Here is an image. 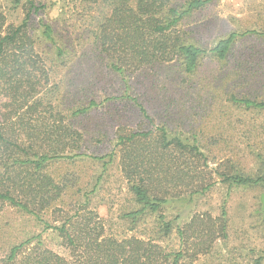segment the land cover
<instances>
[{
    "label": "trees",
    "instance_id": "trees-1",
    "mask_svg": "<svg viewBox=\"0 0 264 264\" xmlns=\"http://www.w3.org/2000/svg\"><path fill=\"white\" fill-rule=\"evenodd\" d=\"M209 1L79 0L88 18L86 30L93 50L124 79L126 89L120 98L131 101L146 120L134 130L120 125L113 149L103 155L80 152L85 140L76 122L97 101H69L51 79L55 68L75 56L65 51L63 39L57 44L60 39L52 22L39 19L42 30L35 33L32 19L46 5L35 0L0 1V208L8 205L43 223L19 239H12L9 227L0 225V264H197L200 255L212 250L216 238L226 237L225 209L216 217L201 213L179 224L180 214L169 217L168 208L175 202L187 207L193 196L214 184L215 175L221 177L228 194L234 187L264 189V159L254 175L233 165L213 171L196 132L184 135L178 124L166 120L168 106L175 100L165 102L164 121L156 124L142 102L128 93L125 81L134 71L153 65L172 63L189 75L197 72L204 57L225 60L238 33L230 32L205 48L181 28L185 18ZM2 5L22 16L7 21L10 15ZM42 44L54 48L52 55L41 49ZM190 86L195 90V85ZM230 100L245 109L264 108V101L249 97L231 95ZM145 123L150 127L144 128ZM81 156L101 164L103 170L117 158L135 203L122 218L133 228L144 217H153L155 233L162 236L175 228L177 249L167 250L151 238L109 233L87 192L80 193L79 188L77 196L66 199L76 186L75 176L58 172L55 165L64 166ZM259 209L264 223V196ZM45 233L57 239L61 252L44 244Z\"/></svg>",
    "mask_w": 264,
    "mask_h": 264
},
{
    "label": "rangeland",
    "instance_id": "rangeland-1",
    "mask_svg": "<svg viewBox=\"0 0 264 264\" xmlns=\"http://www.w3.org/2000/svg\"><path fill=\"white\" fill-rule=\"evenodd\" d=\"M35 2L46 5L43 13L32 19L35 33L39 35L42 30L39 19L52 22L60 39L57 44H62L63 39L67 43L65 51L75 56L55 68L56 75L59 69L61 72L51 79L59 84L69 101L75 98L87 103L94 99L98 103L76 121L85 140L80 152L108 153L114 147L115 132L120 125L134 130L146 120L131 101L120 98L126 89L124 79L112 72L105 59L93 50L86 30L90 28L88 18L79 0ZM2 7L10 15L7 21L16 17L19 20L22 16L20 11L7 12ZM181 28L205 48L230 32L239 35L225 60L204 57L197 72L189 75L181 73L172 63L136 70L125 77L127 91L142 102L156 124L164 121L165 102L175 100L168 106L166 120L173 126L178 124L184 135L190 130L196 132L213 171H225L227 165H233L245 174L254 175L264 159V108L238 107L230 96L264 101V0H210L185 18ZM39 46L52 55L54 48ZM113 96L116 98L107 100ZM147 126L150 127L145 123L144 128ZM55 166L58 172L75 176L76 186L66 199L77 196L78 188L80 193L87 192L90 205L109 233L151 238L167 250L177 249L179 240L175 228L170 235L162 236L155 233L157 223L153 217H144L133 228L122 218V213L135 203L119 171L117 158L105 170L101 164L82 156L64 166ZM263 196L264 189L260 186L234 187L228 194L221 177L215 175L214 184L204 194L193 196L187 207H180L183 202L171 203L167 214L174 218L179 213L180 224L189 221L192 215L207 213L216 217L225 209L226 237L216 238L212 250L200 255L197 264H256L259 258L258 263L264 264V223L259 209ZM0 225L9 227L12 239H19L27 231H37L43 223L30 214L3 205ZM43 240L48 247L61 252L53 235L45 233Z\"/></svg>",
    "mask_w": 264,
    "mask_h": 264
}]
</instances>
